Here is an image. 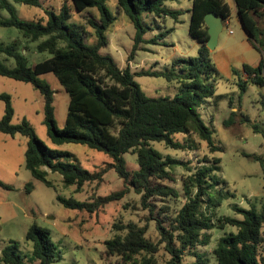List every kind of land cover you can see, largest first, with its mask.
Listing matches in <instances>:
<instances>
[{
	"label": "trees",
	"instance_id": "1",
	"mask_svg": "<svg viewBox=\"0 0 264 264\" xmlns=\"http://www.w3.org/2000/svg\"><path fill=\"white\" fill-rule=\"evenodd\" d=\"M107 0H70L76 13L95 9L99 19H88V25L94 30L95 41L84 42L77 25L70 23L71 10L63 4L58 13L44 10L45 21L31 22L18 17L14 5L39 8L38 0H0V28L16 29L31 43L39 42L37 53H47L50 58L28 66L25 55L18 49L15 41L0 44V53L12 58L13 69L0 63V76L31 84L43 98L44 124L50 141L56 146L74 144L109 156L112 163L106 168L89 172L73 164V155L68 152L48 148L36 136L26 120L12 125L13 110L10 99L1 95L5 103V112L0 121V133L14 136L20 134L27 138L25 167L33 179L50 187L46 180L47 172L59 174L64 187H75L78 193L85 184H101L108 170H113L123 181L124 189L96 197L92 201H77L73 198L58 197L57 201L66 209L95 214L109 203L121 200L131 189L140 196V204L153 217L155 205L151 199L176 198L177 190L171 185L176 182L172 171L179 163L163 158L154 150L152 143H162L166 147L179 150L184 148L174 141L173 136L196 135L207 144L210 152L217 151L209 128L203 123L197 109L209 98L215 96L219 73L211 59L205 44L209 39L204 18L214 13L226 21L230 17V8L226 0H191L189 11V35L200 47L194 58H179L172 61L170 70L163 73L142 72L137 75L162 77L168 83L179 86V94L170 98H148L134 81L129 64L119 68L112 58L99 52L107 45L105 32L114 22L106 5ZM175 0H117V7L130 20L134 29V44L127 59L129 63L142 43L155 44L157 38L144 39L148 27L143 23L144 15L155 17L171 16L178 13L164 9V3ZM237 17L248 41L263 54L255 68L244 66L246 80L239 77L237 86L245 92L248 84L261 87L264 84V38L252 15L264 10V0H233ZM8 14L3 18L1 13ZM262 37V38H261ZM52 73L69 96L65 126L59 130L54 118L53 91L50 86L39 80L38 76ZM221 97V96H220ZM233 115V114H232ZM249 121L247 117H243ZM136 155L137 170L133 173L126 169L124 155ZM205 162L181 180V188L186 202L174 214L166 216L169 207H164L155 218V229L160 237V245L169 259L166 264H182L183 257L197 258L195 264H206L201 255L193 250L206 245L203 232L213 230L214 223L202 213L204 204H211L210 194L219 179H213L214 169H218V159ZM5 189L9 187L0 183ZM31 183L25 185L30 193ZM243 216V220L219 219V226L236 228V233L220 237L212 251L216 264H264V204L257 213L254 208L248 210L234 208ZM115 234L106 240L104 254L116 258L115 264H156L155 255L158 245L147 236V225L139 226L135 222L113 225ZM25 240L33 245L32 256L37 264H53L62 258L58 246L50 238L49 232L35 224L28 229ZM17 243H10L0 252L2 264H26L19 254Z\"/></svg>",
	"mask_w": 264,
	"mask_h": 264
},
{
	"label": "rangeland",
	"instance_id": "2",
	"mask_svg": "<svg viewBox=\"0 0 264 264\" xmlns=\"http://www.w3.org/2000/svg\"><path fill=\"white\" fill-rule=\"evenodd\" d=\"M39 8L14 5L20 19L31 22H45L44 10L58 13L63 4L71 10L70 23L78 26L84 42L92 44L95 41L94 30L88 25V19L97 21L99 14L95 9H87L76 13L70 0H38ZM107 8L114 22L105 32L107 45L100 50L102 56L112 58L119 68L128 64L134 75V81L148 98H174L179 92L176 83H168L162 77L137 75L142 72L163 73L170 70L173 60L179 58H194L197 56L198 42L189 35V11L191 0H175L164 3V9L178 13L176 19L167 15L155 17L144 15L143 23L148 27L144 39H153L161 34L163 39L157 38L155 44L142 43L132 56L127 59L134 44L135 29L129 18L117 7V0H107ZM3 18L8 14L1 13ZM236 20H234L235 23ZM231 25L230 30L235 34L228 35L224 30L219 35V41L230 45L234 42L238 29ZM240 33V32H238ZM39 42L31 43L16 29L0 28V44L18 43V49L25 55L28 66L43 62L50 58L47 53H37ZM0 63L8 69L15 67L14 60L0 53ZM241 72V71H240ZM241 77V73H240ZM46 82L53 91L54 118L57 128L65 126L69 96L52 73L38 76ZM6 95L10 99L13 110L12 125H19L26 120L33 128L36 136L48 148L68 152L73 155L71 162L93 173L106 168L112 163L109 156L102 152L91 150L85 146L65 144L54 145L44 124L43 98L31 84L0 76V96ZM221 96V97H220ZM230 106L238 112L230 110ZM203 123L212 134V141L217 151L210 152L207 144L200 141L196 135L183 136L176 134L174 141H178L184 148L173 150L162 143H152L154 150L163 158L169 159L180 166H175L172 174L176 180L171 186L178 195L176 198L151 199L155 205L154 216H149L140 204V196L131 189L124 197L109 203L95 214L78 212L64 208L57 198H73L77 201H92L96 197L106 196L124 189L123 181L113 170H108L101 184H85L80 192L75 187H64L59 174L47 172L46 180L51 183L48 187L33 179L25 167V150L27 138L20 134L10 136L0 133V252L10 243H17L19 254L26 264H37L32 256L33 245L25 240V235L33 224L47 230L50 238L61 251L62 258L53 264H115L116 258L106 257L104 242L115 234L113 225L135 222L139 226L147 225L146 236L158 245V253L154 256L156 264H166L169 257L163 250V245L155 229L153 219L164 207H169L166 216L174 215L186 202L181 188V180L205 162L215 164L213 179L219 181L210 194L211 204H204L202 213L214 223L213 230L205 231L206 245L196 247L193 252L202 256L206 264H216L212 251L217 240L225 235L236 233V228L225 225L219 226V219L243 220V216L234 208L248 210L254 208L260 213L264 204V84L257 87L248 84L245 92H241L237 85H228L222 77L218 78L215 96L206 99L197 109ZM5 112V103L0 99V121ZM233 114V115H232ZM249 121H245L243 117ZM126 169L133 173L137 170L136 155H124ZM31 183L30 193L25 191V185ZM161 215L158 219H162ZM264 234V227H263ZM197 258L184 256L182 264H195ZM0 264H2L0 262Z\"/></svg>",
	"mask_w": 264,
	"mask_h": 264
},
{
	"label": "crops",
	"instance_id": "3",
	"mask_svg": "<svg viewBox=\"0 0 264 264\" xmlns=\"http://www.w3.org/2000/svg\"><path fill=\"white\" fill-rule=\"evenodd\" d=\"M226 2L230 8V17L226 21H223V31L225 30L228 35L234 36L235 33L230 30L229 27H231V25H236V28L238 29L237 36L234 42L230 45L223 42L221 44V41L218 39L217 46L213 51H210V55L219 73L218 78L222 77L226 84L233 86L238 85L237 82L239 80L240 73L242 79L244 66L252 68L257 67L263 57V54L248 41L237 17V11L233 0H226ZM252 17L259 26L264 38V10H261L256 16L252 15ZM234 20H236L235 23ZM230 31L232 32L231 34L229 33ZM199 47L200 44L198 43V49ZM229 108L233 112H238L237 108L234 106H230Z\"/></svg>",
	"mask_w": 264,
	"mask_h": 264
},
{
	"label": "water",
	"instance_id": "4",
	"mask_svg": "<svg viewBox=\"0 0 264 264\" xmlns=\"http://www.w3.org/2000/svg\"><path fill=\"white\" fill-rule=\"evenodd\" d=\"M204 23L209 36L205 46L209 51H213L217 46L219 35L223 31V19L214 13H208L204 18Z\"/></svg>",
	"mask_w": 264,
	"mask_h": 264
},
{
	"label": "built area",
	"instance_id": "5",
	"mask_svg": "<svg viewBox=\"0 0 264 264\" xmlns=\"http://www.w3.org/2000/svg\"><path fill=\"white\" fill-rule=\"evenodd\" d=\"M229 33L231 34L232 32L230 31ZM247 78H248L247 75L243 72V73H242V79H243V80H246Z\"/></svg>",
	"mask_w": 264,
	"mask_h": 264
}]
</instances>
